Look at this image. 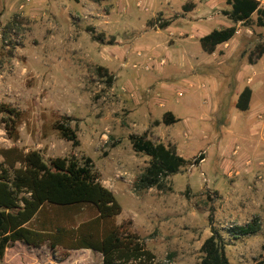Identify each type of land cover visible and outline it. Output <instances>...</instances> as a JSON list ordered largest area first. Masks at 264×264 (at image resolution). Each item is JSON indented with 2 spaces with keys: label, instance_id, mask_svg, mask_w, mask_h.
<instances>
[{
  "label": "rangeland",
  "instance_id": "obj_1",
  "mask_svg": "<svg viewBox=\"0 0 264 264\" xmlns=\"http://www.w3.org/2000/svg\"><path fill=\"white\" fill-rule=\"evenodd\" d=\"M229 8L225 0H0V152L36 150L45 162L90 157L121 205L115 222L130 220L162 261L200 264L212 210L228 264H264V169L255 152L251 161L228 157L232 144L254 151L264 118V54L247 63L264 45V26L252 22L254 14L210 54L198 41L232 24L223 14ZM100 34L102 41L92 38ZM244 85L252 96L240 111L235 102ZM169 110L191 134L174 139L162 127L159 136L175 149L176 140L190 162L204 158L167 177L164 189L135 191L149 156L133 150L129 135L150 132ZM56 121L70 123L77 145L60 136ZM92 215L89 208L45 205L39 223L69 225ZM252 220L258 233L228 234ZM0 264H102V257L16 241Z\"/></svg>",
  "mask_w": 264,
  "mask_h": 264
},
{
  "label": "trees",
  "instance_id": "obj_2",
  "mask_svg": "<svg viewBox=\"0 0 264 264\" xmlns=\"http://www.w3.org/2000/svg\"><path fill=\"white\" fill-rule=\"evenodd\" d=\"M225 2L230 8L224 10L223 14L232 24L213 28L198 39L202 51L208 54L234 36L237 23H250L254 14L252 22L264 26V5L259 0ZM183 9L188 8L183 5ZM170 21L160 22L158 28H165ZM92 38L102 41L103 34L92 35ZM263 54L264 45L249 54L247 63H256ZM238 70L236 66L233 72L235 81ZM251 96L252 89L244 85L238 92L235 107L246 111ZM4 111L10 115L9 108ZM177 120L171 111H167L161 122L168 125ZM158 123L154 121V124ZM55 128L62 138L73 145L79 143L77 133L69 122L56 121ZM129 140L134 151L149 156L148 165L133 182L135 191L152 187L164 189L165 179L178 173L184 164L190 162L179 155L173 145L154 142L149 138L148 131L132 133ZM11 152L14 155L11 156ZM0 154V258L8 246L21 241L33 247L47 244L52 250L57 247L91 249L101 254L102 264H170L160 260L147 247L143 237L132 229L130 220L115 222V217L121 213V205L114 193L100 181L90 157L80 159L71 154L53 157L45 162L38 151L22 152L16 147L2 150ZM203 158V153H200L190 163L195 165ZM45 205L89 208L94 211V215L69 225L53 221L39 223V215ZM212 214L211 210V234L201 245L203 255L200 264H228L223 237L213 225ZM260 230L258 221L252 220L229 228L227 232L233 238H238L256 234Z\"/></svg>",
  "mask_w": 264,
  "mask_h": 264
},
{
  "label": "crops",
  "instance_id": "obj_3",
  "mask_svg": "<svg viewBox=\"0 0 264 264\" xmlns=\"http://www.w3.org/2000/svg\"><path fill=\"white\" fill-rule=\"evenodd\" d=\"M259 1H260L261 5H264V0H259ZM249 107H250V103H249ZM175 117L178 120L176 122L168 124V125L161 122L162 118L158 119L159 123L150 129L149 138L152 139V137H154L155 139H157L158 142H163L164 144L167 145L168 141H165V139H163L159 136V133H160L162 127H165V129L167 128V131H168L167 133L172 134L174 139H176V137L177 138L184 137L186 134L189 136L191 133H188V130H186L182 126L181 127L176 126V124H179V122L183 118H179L176 115H175ZM232 119H233L232 121H234L235 118H232ZM187 122H189V120ZM189 124H191V123H187V127L189 126ZM177 128H179V129H177ZM190 128L192 129V126H190ZM194 129L196 130L195 127H194ZM191 132H192V130H191ZM256 135L258 137L254 138V141H252V146H253V148H255L254 151L250 150L249 148H244L241 144L234 145V146L232 144V146L229 147V150H228L229 160L236 162L238 160V158L241 159L244 157L245 159L251 161L250 158L253 157L252 155L255 152V154H258L257 155V157H258V163L257 164L260 165V168L264 169V118H262V122L260 124V131ZM171 143L176 144V152L179 153V147L177 146L176 140H173ZM247 169H251V167H247Z\"/></svg>",
  "mask_w": 264,
  "mask_h": 264
}]
</instances>
